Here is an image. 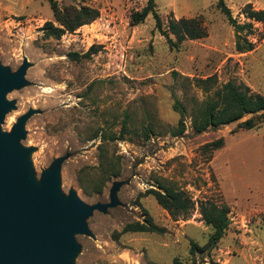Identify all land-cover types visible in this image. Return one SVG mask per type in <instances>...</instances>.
I'll list each match as a JSON object with an SVG mask.
<instances>
[{
	"label": "rangeland",
	"instance_id": "obj_1",
	"mask_svg": "<svg viewBox=\"0 0 264 264\" xmlns=\"http://www.w3.org/2000/svg\"><path fill=\"white\" fill-rule=\"evenodd\" d=\"M54 1L59 8H96L99 18L59 40L45 39L41 27L53 21L47 0H0V68L11 75L26 64L23 83L5 95L11 108L0 131L10 134L28 115L18 140L19 149L27 151L28 176L39 187L60 161L56 191L63 205L71 193L86 206L115 203L84 219L87 233L74 235L69 264H264V121L242 129L238 124L247 115L195 133L188 116L229 81L264 97L263 27L242 14L246 4L264 10V0H224L238 24L252 25L239 39L216 9L217 0H155L164 28L169 19L182 18H196L205 28L204 38L177 48L169 47L151 15L129 25L130 14L147 0ZM237 42L251 43L253 50L238 53ZM92 46L98 52L88 58L69 57ZM209 77L216 83L207 91L195 85ZM175 99L186 109V130L178 137L169 134L180 119ZM150 124L153 132L144 136L142 127ZM219 139L220 149H205ZM100 145L120 173L94 194ZM163 188L190 199L187 219L173 220L145 194ZM203 202L227 206L230 224L213 249L191 255V245L202 248L212 233L199 214ZM144 212L162 234H120L125 225L144 222Z\"/></svg>",
	"mask_w": 264,
	"mask_h": 264
},
{
	"label": "trees",
	"instance_id": "obj_2",
	"mask_svg": "<svg viewBox=\"0 0 264 264\" xmlns=\"http://www.w3.org/2000/svg\"><path fill=\"white\" fill-rule=\"evenodd\" d=\"M52 12L53 21L45 22L41 27L43 37L45 39L59 40L65 34H72L83 26L89 25L99 18V10L90 6H73L69 5L59 8L54 0H47ZM216 9L225 17L229 26L236 33V38L239 39L240 33L247 30L249 33L252 25L238 24L231 16L230 9L225 5L224 0H217ZM155 0H147L145 6L140 11H135L129 16V25L137 26L142 24L145 19L151 15L155 29L166 39L167 44L171 48H177L178 45L186 40L194 41L202 39L206 36L205 28L200 20L192 19H169L166 28L163 27L162 21L156 12ZM244 17L250 21L260 23L263 27L262 37L264 38V10H255L251 4H246L242 10ZM173 36L172 40L169 36ZM98 46H92L89 51L83 55L70 53L69 57L73 60L80 58H88L91 54L98 52ZM235 49L238 53H246L253 50V44L246 42L244 47H241L239 42L236 43ZM216 80L214 77L206 78L205 80H196L195 85L207 91L209 87L214 86ZM173 110L179 115L180 119L174 128L169 129V134L172 137L182 135L186 130L185 114L186 109L178 100H174ZM251 117L244 122H240L238 126L245 130H251L256 126L255 120L264 121V97L257 93H251L248 87H240L233 82H227L213 92V97H208L200 104L194 106L189 117L191 119V127L195 133L205 132L209 128H218L239 122L245 116ZM126 131L125 124L122 125L120 132V140ZM153 132V126L150 124L142 127L141 133L147 136ZM107 137V138H106ZM95 138V137H94ZM93 138V139H94ZM104 139L110 142L115 141L114 136H104ZM223 146L222 139L212 142L205 146V149L210 147L211 151L218 150ZM99 149V177L92 180L94 194H101L103 185L107 179L117 177L119 175L116 161L108 159L104 146L100 145ZM78 183L86 193L81 176H78ZM146 195H151L156 203L165 210L173 220L187 219L193 209L190 199L184 192L176 191L170 188H163L162 192L150 189ZM199 214L201 220L211 230V235L208 242L202 248L196 244H192L190 254L195 255L204 251H210L223 237L229 227V208L225 205H216L209 202L199 204ZM144 222H135L127 224L123 227L120 234L127 233H156L162 234L163 230L153 224L149 216L144 212Z\"/></svg>",
	"mask_w": 264,
	"mask_h": 264
},
{
	"label": "water",
	"instance_id": "obj_3",
	"mask_svg": "<svg viewBox=\"0 0 264 264\" xmlns=\"http://www.w3.org/2000/svg\"><path fill=\"white\" fill-rule=\"evenodd\" d=\"M25 68L24 63L11 75L0 68V121L11 108L5 95L23 83ZM27 116L12 126L10 134L0 131V264H69L74 235L87 233L84 219L115 203L86 206L71 193L63 205L56 191L60 161L35 186L27 173V151L18 147Z\"/></svg>",
	"mask_w": 264,
	"mask_h": 264
}]
</instances>
